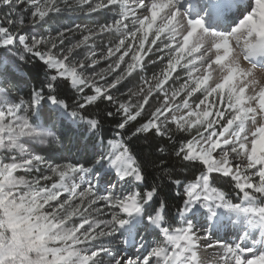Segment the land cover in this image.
<instances>
[{
  "label": "snow or ice",
  "instance_id": "obj_1",
  "mask_svg": "<svg viewBox=\"0 0 264 264\" xmlns=\"http://www.w3.org/2000/svg\"><path fill=\"white\" fill-rule=\"evenodd\" d=\"M2 6L0 50L37 77L23 93L0 72V264H264V0ZM101 104L119 130L106 143ZM63 119L99 137L90 167L55 159ZM132 137L175 187V217L158 184L141 188ZM105 167L119 191L98 192Z\"/></svg>",
  "mask_w": 264,
  "mask_h": 264
},
{
  "label": "trees",
  "instance_id": "obj_2",
  "mask_svg": "<svg viewBox=\"0 0 264 264\" xmlns=\"http://www.w3.org/2000/svg\"><path fill=\"white\" fill-rule=\"evenodd\" d=\"M9 9L7 6L0 7V19H3V17L7 14ZM99 18V17H98ZM68 24H71L70 20H67ZM87 22V17H81L79 20V23L81 22ZM62 23V22H60ZM65 24V23H62ZM11 58V59H10ZM14 59V57H11V54L8 53L5 50H0V62L7 61V67L16 69L18 71H21L25 76L24 77H18L17 75L12 74L13 77H9L7 73H5L10 80L14 82V84L19 88H23L21 90L23 93H27L31 87L36 84V77L37 73L32 68L31 64L28 65H19V66H13L11 63V60ZM152 70H149V74ZM42 78V74H41ZM61 94L64 96L65 99H67L68 103L72 104V93L69 90H61ZM103 110L104 105L101 104L98 109L95 110V114L99 116V118L102 120V123L100 125L99 129V137L104 138L105 143L108 139L113 138V136L116 134L118 129H116L115 126V120L113 118H107L103 116ZM45 115H48L47 111L45 112ZM59 126V125H58ZM60 127L63 128V123H60ZM76 129V133H70L71 136H66L64 138V142H70V150H76L75 156L72 157L74 161L79 160L80 163H84L86 166H91V162L96 158V155L94 154V149L99 145V137L94 134L91 130L88 129V127L83 126L80 122H77L73 125ZM131 128L128 130V134L130 135ZM80 142L83 143L80 145ZM129 146L132 148L133 152L140 157L141 159L146 160L145 165V173H146V183L145 185H141V188H147L148 186H151L153 183H156L159 185V195L157 199H163L167 202L168 205V214L171 217H175L177 215V209L180 206V197H178L176 193V189L174 186L170 185L167 180H160L158 177H160V172L150 163L147 162V159H150L149 153V142L145 141L143 137L137 138L132 137V139L129 141ZM79 147L80 149L77 150L76 148ZM175 163V161H173ZM177 174L181 176V178H184L185 176H188L190 178V173L181 171L180 169H177ZM155 203V202H154Z\"/></svg>",
  "mask_w": 264,
  "mask_h": 264
},
{
  "label": "rangeland",
  "instance_id": "obj_3",
  "mask_svg": "<svg viewBox=\"0 0 264 264\" xmlns=\"http://www.w3.org/2000/svg\"><path fill=\"white\" fill-rule=\"evenodd\" d=\"M73 3H75V0H73ZM81 17H84V16L81 15L79 12L71 13V14L65 12V13L62 14V19L60 20V22L65 23V25H73V22L79 23V20L81 19ZM67 20H70L71 24H68ZM154 67L155 66L149 65L148 71L149 70H153ZM0 72H3L4 74L7 73L10 78L13 77L12 74L17 75L18 77H24L25 76L21 71H18L16 69H12V68H8L7 64L5 63V61L0 62ZM19 89L23 90V88H20V87H19ZM61 122L63 123V128L60 127V123ZM61 122L58 123V125H59L58 128L60 129V131H61V133L63 135V140H62L61 144L58 147L53 149V151L56 153L55 159L58 162H63L60 159V157L62 155L64 157H67L68 159L74 161L72 157L75 156L74 154H76V150H70V144L71 143L70 142H64V138H65V135L66 136H68V135L71 136L70 133H73V132L76 133V129H75V127H73L74 124L70 121V119H63ZM81 124L83 126L87 127L85 124H83V123H81ZM82 144L83 143L80 142V145H82ZM76 149L79 150L80 148L77 147ZM100 151H102V149L98 145L94 149V154H96L97 152H100ZM96 158H98V157L96 156ZM96 176L98 177L97 187H98V192L100 194H106L107 192L111 191L112 190V186H116V190L119 191L118 178L115 176V174L113 172L108 170L107 167L100 169L99 172L96 173ZM89 178L91 179V177H89ZM93 182L97 183L96 181H93ZM198 223L203 224L204 223L203 219L202 218L199 219ZM141 234L142 235H147L146 233H143V232ZM217 236L222 238V239L223 238L228 239V240L232 239V237L229 236L227 234V232H220V233L217 234ZM153 238L154 237H152V236L148 237L149 240H151ZM215 238L216 237H214V239ZM209 251L211 252L212 250H209ZM127 252L129 254H133L134 255L135 254L134 247H129L127 249Z\"/></svg>",
  "mask_w": 264,
  "mask_h": 264
},
{
  "label": "bare ground",
  "instance_id": "obj_4",
  "mask_svg": "<svg viewBox=\"0 0 264 264\" xmlns=\"http://www.w3.org/2000/svg\"><path fill=\"white\" fill-rule=\"evenodd\" d=\"M210 252V251H209Z\"/></svg>",
  "mask_w": 264,
  "mask_h": 264
}]
</instances>
